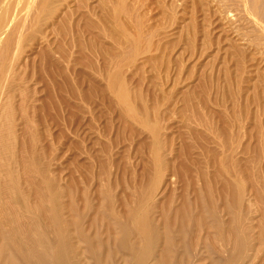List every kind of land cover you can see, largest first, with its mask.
I'll list each match as a JSON object with an SVG mask.
<instances>
[{"label": "bare ground", "instance_id": "bare-ground-1", "mask_svg": "<svg viewBox=\"0 0 264 264\" xmlns=\"http://www.w3.org/2000/svg\"><path fill=\"white\" fill-rule=\"evenodd\" d=\"M89 1L0 0V264H257L264 253V208L260 206L264 203V176L259 167L254 170L259 163L252 168V162L247 157L251 147L244 142L255 138L264 147V124L260 120L261 125L255 115L257 120L254 119V122L258 121L255 122L256 137L246 131L248 128L244 130L245 123L241 121L244 116L240 119L238 113L243 107L239 106L240 98L236 99L239 88L232 99L240 103L234 100L232 109L228 107L229 114H218L217 122L213 119L214 113L212 117L208 116V112L207 115L201 113V105L199 110H190L191 114L186 116L190 134L186 132L192 145L189 143L186 148L183 146L185 149L175 151L174 141L168 135L163 136L166 130L163 129V134L159 125L160 117H163H159L158 105L154 103L155 108L151 107L153 110L150 111L146 100L143 101L141 87L133 90L130 81L128 84L126 78H122L121 65L124 66L128 60L122 62L125 59L120 50H125L124 44L130 45L129 41L141 45L144 40L140 39L142 33L128 39V42H121L120 34L116 35L121 31L117 33L119 29H116L113 20L119 17V10L123 7L121 3L124 2L101 0L98 6H91ZM234 1H237L245 23L253 28L257 37H254L255 42L264 41V0ZM99 11L104 15L98 14ZM51 21L53 27L51 23L48 25ZM47 25L48 29L51 27L50 31L47 33L45 29L46 33H40L37 48L32 45L34 49H31H38L34 58L40 62L43 87L38 96L44 94L43 99L32 101L31 107L24 100L28 94L24 98L20 93L12 92L14 88L12 91L9 89L14 79L11 74L16 71L14 68L23 53L22 44L29 38L34 39ZM113 26H116V32L111 38ZM118 26L121 28V25ZM109 27L112 28L110 38L116 42L112 43L124 47L114 46L113 49L110 45V48L104 46L103 39L106 32L109 34ZM107 34L106 37H109ZM75 47L79 50L76 51L78 59L73 52ZM137 49H134L135 52ZM93 55L103 59L105 66L101 67L99 59H94ZM74 58L77 59L76 64ZM238 61L239 66H243V62ZM77 62L86 70L78 79L74 77ZM18 65L19 68L22 64ZM88 69L102 78L101 81H107L104 88L90 83L91 87L84 89L89 80ZM261 70L264 71L263 68ZM260 84L254 86L264 91V85ZM237 85L240 87L241 83ZM15 86L20 87L19 84ZM235 89H232V95ZM16 96L20 100L22 98L21 103L16 102ZM94 99L101 102L109 113L118 114L119 121L125 123L122 126L132 138L139 134L136 125L141 127L142 131L138 129L141 133L147 135L139 145L144 156L141 169L138 171L133 164L122 165L124 178H117L120 181L116 184L112 177L115 173L113 169L120 164L114 159L113 139H109L113 122L102 126L101 131H94L98 137L93 139V145L88 146L87 138L83 137L85 126L89 130L95 129V123L104 117L101 113L98 118L87 110L89 107L84 108ZM138 99L143 101L140 103L142 110L136 103ZM90 117L91 120L88 119ZM52 127L58 135L52 132ZM119 137L120 134L118 140ZM50 138L54 142L52 145L48 142ZM185 141L182 142L185 144ZM170 146L173 158L165 154ZM60 150H64L61 152L62 159L63 156L68 157L72 162L68 165L89 172L86 174L88 177H94L100 171V177L104 178L100 188L93 183L97 189L93 190L99 191L97 199L92 195V199L89 197L90 188L89 192L87 189L85 192L81 186L83 190L80 192L81 187L76 184L75 174L72 175L74 172L67 168L68 165L67 176L58 170L52 157ZM237 155L243 159H238ZM80 160H84L85 164ZM81 172H77L78 179L83 181L87 176L80 178ZM128 175L131 177L127 178ZM86 181L91 187L89 178ZM78 183L81 184L80 181ZM119 188L123 190L121 196L117 194ZM92 193L95 194L94 191ZM93 199L97 202L93 203ZM251 213H258L256 223H253ZM219 252L222 255H218ZM261 259L264 261V258Z\"/></svg>", "mask_w": 264, "mask_h": 264}, {"label": "rangeland", "instance_id": "rangeland-1", "mask_svg": "<svg viewBox=\"0 0 264 264\" xmlns=\"http://www.w3.org/2000/svg\"><path fill=\"white\" fill-rule=\"evenodd\" d=\"M99 1H101V0H90L89 2H90V4H92L91 6H95V5L98 6ZM121 2H124V3H121V4H123V7L121 8L122 10H119L120 11V13H119L120 18L118 17L119 19L117 18L116 21L113 20L117 27L116 26L112 27L113 28V30H111L112 36L110 33L111 27H109V30L107 29L109 31L108 32L109 34H107V32H106V34H107V36L109 35V37H106V34H105V36H104L105 38L103 39V41H104L103 44H105L104 45L105 47L107 45L108 46L110 45L111 48H113V49H115L116 46H118L117 48H119L121 46L122 47L125 46L126 49L125 48L124 49L126 51L123 50V48L120 50V53L121 52H123V54L127 53L124 55L122 54V57L124 56V59H125L124 61L122 60V62L124 63L128 60L124 64V66L121 65V72L124 75V76L122 75V78L125 77L127 80L126 82L128 84L130 81L129 85L133 86V87L130 86L131 88H133V90L135 87H136L135 89H138L139 86L141 87V89H140V87H139V89L141 92L143 91L141 93L142 96H144L143 101H145V100L148 101V102L145 101V103L147 104V106H149L148 108L150 109V111L153 110V109H151V107L155 108L154 103H155V106L158 105L157 106L159 109V110L157 109L158 114L159 113L161 114V115L159 114V117L162 116L164 119L163 120L160 117L161 121L159 120L160 121L159 125L162 128V132L164 130H166V132L164 131L166 133V135H163V136L165 137L168 135L167 137H169L170 139H172V141H174V147L173 148L175 149V151L182 150L181 148H184L185 145L187 147V145H189V143L192 145V143H191L192 141H189L191 139L189 137V134H190L189 128H187L189 126L187 123L188 117H186V116H189L188 114H191L190 110H193V108L196 110H199L198 108L200 105H201L200 110H202V112L201 111L200 112L204 113V114H206V112H208V116L211 115L212 113H214L213 119L217 122L219 120L218 117L220 116L218 114H221L224 112L229 114L228 111H230L229 109H232L231 107H233L234 100H236V99L239 100V98H240L239 101L241 103L238 102V100H236L237 101L236 103H238V104L240 103L239 106L243 107V109H241V111L238 113L240 115V119L244 116L242 118L243 120H241L242 123L243 122L245 123L244 124V130L246 128H248V129H246V131L248 130L249 132L253 133L254 136L257 135L258 131L254 132V131H256L255 127L257 126V123H255V122L259 121V123H260V120H261V123L264 124V109H262L260 107L264 103V91L261 90L262 88L260 87V86L264 85V82H263L264 81V78H263L264 77L263 76L264 71L261 70L262 68L264 69V48H263L264 45H262V44H264V41L261 40V42H258V40H257L258 43L255 42V40H256L255 38H257V37H255V32L253 33V28H249L251 26L247 25L248 22L245 23L246 22L244 20L245 17L243 18V16H241V15H243V13H241L240 8L237 7V1H234V0H124L123 1V0H121ZM226 4H228V5H226ZM229 5L231 7H229ZM110 8L111 7H109V9ZM101 13H102V15H104L103 12H101ZM101 13L99 11L98 14L101 15ZM113 21H112V24L114 25ZM118 22H121V24L120 23L118 24ZM50 23H51V25H50ZM109 24H111V23H109ZM112 24L110 26H112ZM48 25L52 26L53 25L52 21L49 22ZM48 25H47V27L43 26V28H44L43 31L39 32L38 35L36 34L37 36L35 35L34 39L29 38L28 41L25 42L28 44V42L30 40L28 45L25 43L22 44L21 49L23 50V53L21 55V58H22L23 62L21 61V58H20L19 63H17L19 65L22 64L21 66L18 65L19 68L20 67L21 68L19 69L17 67V64H16V66H15L16 68H14V70H16V71L18 70L17 72H19V73H16V71H15L11 74V76H13L15 80L12 78L13 82L11 81L9 89H11V91H12L14 88V90L12 92H15L17 94L20 93L21 97H24V98L27 97L26 94H28V98H26V99L23 98V99L26 101L25 103H27L29 106L31 105V107L33 106L32 101L37 102L38 100L44 98V97L41 98L42 96H44V94H42V95L40 94L41 92L39 93V95H41V96H38V92L40 91V88L43 90V87H41L42 83L40 82V73H41L39 70L40 69V62H39L38 58L36 60L34 58V57H36L35 53L38 51V49L35 51L31 50V49H34V47L37 48L36 44L38 43L39 37L41 35L40 33H43V32L48 33V31H50L51 27H50V29H48L49 28ZM118 25H121V28ZM122 25H124V26H122ZM115 27H116V29L117 28L119 29V30L117 29L118 30L117 33L119 31H121L123 33L122 36H120L121 32H119L118 34L115 33L117 35V37L119 34H120L119 35L120 38L124 37L123 39L122 38L120 39V41L122 40L121 42L124 41V43H125L128 39L131 40L136 35L138 36L141 33H142V35L141 36L139 35L140 39H144V40L141 41V45H139L140 43H137L135 41H129L130 45L127 43V44H124V46L121 44L119 45V43H117L118 45L113 44L112 42H114V40L112 39L113 40L112 41L111 38L115 36L113 34L114 32H116V31H114ZM45 29H47V31ZM250 30H251V32H250ZM125 33L127 35H125ZM131 33L134 34V36ZM250 33H251V35H249ZM110 36H111V38H110ZM247 37H249V38H247ZM125 38H126V40H125ZM250 38H253V40L255 39L254 42ZM105 40H108V41H105ZM250 40H251V42H250ZM33 42L35 43V45ZM114 43H116V42H114ZM250 43H252V44H250ZM260 44L262 47L260 46ZM253 45H256V46H253ZM110 46L107 48H110ZM114 46H115V48H114ZM25 47H27L28 51L26 50ZM129 47H131V48H129ZM137 47H138V49H137ZM128 48H129V50H128ZM133 48L137 49V51L135 52V50ZM142 48H144V49H142ZM131 49L133 50L134 54H132L133 52L131 51ZM146 49H147V51H144ZM239 49L241 51H239ZM77 50L78 49L75 47L73 52H76ZM138 50H139L140 55L138 53ZM128 51H130L131 53ZM140 51L141 52L143 51L142 53H144V54L142 55ZM77 52H79V50ZM77 52L75 53V55H76V58L78 59L79 53H77ZM24 55H26V56H24ZM131 55L133 57H131ZM24 58L27 61H25ZM30 58H31V60H30ZM76 58H74L75 64L77 61ZM93 58L94 59L96 58L97 60L99 59L98 62L100 63L101 67L104 65V62H103L104 60L101 59L100 57L93 55ZM97 60H95V61L97 62ZM238 60H241V62H243L241 64L243 66H239L240 61H238ZM20 61H21V63H20ZM35 61H36V63H35ZM26 64H27V66H26ZM239 67H241V68H239ZM74 68H76V70L74 69L76 72V73L74 72L75 73L74 77L76 79L81 78L80 77L81 74H85L86 70H83V67L81 65H79L78 62H77V65L74 66ZM242 68H243V70H242ZM225 70L228 72H226ZM241 70L243 72H241ZM87 72H90L89 74H91V75L88 74V79H89L88 84L84 87V89L88 90L91 87V85L89 86L90 83L91 84L96 83L99 87H101V89L105 87V85L107 84L106 80L101 81L102 78L101 79L98 78L94 74V72L91 71V69H88ZM245 73H248V75ZM260 73H262V74L260 75ZM15 76L16 77L18 76V78L16 79ZM237 76H239V79L238 78L236 79ZM241 77H242V79H241ZM228 78H229V80H231L230 81L231 86L232 85L236 86L237 84H239V82L241 83V86L239 87L237 85L238 88H237V86L234 88H232L233 87L232 86L230 88L229 80H227ZM243 78H244V80H243ZM259 79L262 80V82L260 80L261 84L259 83L260 86H258L261 89L260 88L256 89V86L259 85L258 84ZM20 80H21V82H20ZM238 80H240V81L237 82ZM242 80H243V83L241 82ZM16 81H17V83H16ZM20 83H22V84H20ZM18 84L20 87L15 86V85L18 86ZM254 85H256V86H254ZM241 87H242V89H241ZM262 87L264 89V86H262ZM22 88L26 89L25 92H23L24 89L22 91ZM239 88H240L239 91L241 94L238 92ZM253 88H255L254 89L255 95H254ZM18 89H19V92H18ZM226 89H228V90H226ZM232 89H235V91L233 90L234 95H232L233 94ZM259 89H260V91H259ZM243 90L245 92H243ZM246 90H248V91H246ZM237 92H238L239 96L236 97V99H232V98H234V96H236ZM23 93L26 96H23L24 95ZM143 93H144V95H143ZM244 95L245 96L248 95V96L245 97ZM31 96H33V97L35 96V97L31 99L30 98ZM108 97H110V96L108 95ZM255 97L256 98L258 97L259 99L260 98L261 99L257 100ZM18 98L19 97L15 98V99H16V102L19 104V103H21L22 98H21V100ZM245 98L248 99V101L245 100ZM28 99H31V100H28ZM18 100H20V101L18 102ZM143 101L141 102V99H140V101L138 99L136 101V103L140 104V103H143ZM152 101H153V103H152ZM246 101L249 104H247ZM260 101L263 102V103L261 102V105H260ZM100 103L101 102L96 101L94 99V101H92L90 103H86L87 105H84V106H86L84 108L89 107L87 110L91 111V113L93 115H95L99 118V116L102 113L104 115V117H103V119H98L100 121L95 123L96 127H97V128H95L96 130L92 128V129H90L91 130L90 131L89 128H87V126H85L86 128L84 127L85 129L83 128L82 132H84V134L86 132L87 135L85 134V135H83V137L85 139L87 138L86 144L89 146V144H92L94 142L93 139L96 140L98 137L97 134L95 135L94 131H96V132L101 131L102 126H105V124H107L110 121L113 122L114 128L111 132L112 134H110V135L108 134L110 136V137L109 136L108 137H109V139H113L111 141H112V144L114 143L113 145L115 146L114 147L112 145V150L113 149L115 150L114 151V159L120 164V167H117V169L116 168L113 169V172H115V173H113L112 177H113L114 182L116 184V182L118 183L120 181L119 179L122 180L124 178V174H123L124 172L122 170V165L124 167L127 164H133V166L137 167V168H135V167L134 168L137 169L138 171L141 169L142 163L144 160L143 159L144 156L140 152V148H139L140 146L139 145L143 140H145L147 138L146 137L147 135H146V133H144L145 135L143 133H141L138 130L141 127L139 125H136V127L137 126L139 127V128L137 127V129H136L139 132V134L136 137L132 138L130 136L129 132L126 131L123 127L125 123L124 122L121 123L119 121L118 114L115 112L109 113L107 111L106 107L102 106ZM148 103L150 105H148ZM189 103L191 106L189 105ZM244 103H246V104H244ZM202 104L205 105L204 108H203ZM245 105L247 107H245ZM256 105H258V106H256ZM138 106L140 107L142 105L140 104ZM186 106H187L188 110L185 109ZM189 107H191V108H189ZM228 107H229V109H228ZM244 107H245V109L247 108L246 111H244L245 110ZM140 109H141V107H140ZM188 111H189V113H188ZM203 111H205V112H203ZM182 115L183 116L185 115V116L183 117ZM212 115H211V117H212ZM245 115H246V117H245ZM255 115H256V118L259 117L258 121H256L257 119L255 118ZM87 117H89V115H87ZM88 119L91 120V117ZM254 119H256L255 122H254ZM162 123L167 128L165 126H163ZM253 123H255V124H253ZM262 127L264 128V126H262ZM259 128L257 130H259ZM86 129L89 130L90 132L84 131ZM51 130L55 135H58V131L54 130L53 127L51 128ZM140 130L142 131V129H140ZM186 131L187 132L189 131L188 132L189 134ZM164 132H163V134H164ZM90 133L92 134V136ZM118 133L120 134L119 140H118V135H119ZM263 133H264V131H263ZM187 134H188V136H187ZM185 135L187 136V138H185L186 137ZM95 136H96V138H95ZM181 136H183L184 139H188V140L185 141L184 139H182ZM108 137L106 136V138H108ZM50 139L51 140L48 141L49 145L54 144V142L52 143L53 139L52 138H50ZM182 141H185V144ZM246 141L244 143H248L251 147V152H250L251 156L249 155L247 157L250 158V160L252 162V166H253L252 168H254V166L257 163H259L256 165L254 170L256 171L257 167H259L258 168L259 170H261V169L263 170V176H264V147H261L259 145V143L255 140V138L253 140L252 139H248V140L246 139ZM186 142L188 144H186ZM260 148H261V150H260ZM262 149H263V151H262ZM170 150H171V146L167 147L165 154H167L168 158H173V156L170 155L171 154ZM62 151H64V150L54 152L53 157H52L54 159L52 162L54 164L55 163L57 164L55 166L58 168V170L61 173L64 172V175H66V174L68 175L66 170H67V168H70L71 172H74L72 175L75 174V176H76V177L75 176L73 177V178H75V181L77 182L76 184L79 185L78 186L79 188L82 186L84 189L83 190L81 187V189H79V190H81L80 192H82V190L85 192H87V191L89 192V190L92 189L91 191L92 192L94 191V193L97 195H95V194L93 195V193L90 192L89 197L91 198V195H92L94 199L95 198L97 199L99 191H95L93 189H96V185H98L97 187L100 188L99 184H101V181L104 179L103 177H100V171L97 170L98 172L96 171L97 173H95L96 175H94V177L91 175L88 177V175H86V174H88L89 172H86L83 170H78V169L72 168L73 166L68 165L69 163L71 164L72 162L69 160L68 157H65V158H68V159H65L63 156V159H62V154H61ZM195 151H197V149H195ZM196 153H198V151ZM74 154L76 155V152H74ZM237 156L239 157L238 159H240V158L243 159V157H241L239 155H237ZM68 161H70V162H68ZM80 161H81V163L85 164L84 160H80ZM59 162L62 163V167L66 165L64 167L65 168L64 170H62L63 168L60 166L61 164ZM76 163L77 162H75V165H77ZM67 165H68V167H67ZM80 171L85 173V175L83 174L84 175L83 176L82 172H81L80 178L81 177L84 178L87 176V178H85L83 181L78 179L79 173H77V172H80ZM114 174H117V175H114ZM97 176H98L99 181L97 180ZM130 177H131L130 175L127 176V178H130ZM76 178H77V180H79L81 182V184L78 183L79 181H77ZM88 178H89V182L91 181L90 182L92 184L91 187L87 186V185H89V184H87L88 182L86 181ZM117 178H119V179H117ZM113 179H111L112 182H113ZM263 179H264V177H263ZM84 182H85V185L83 186ZM93 183H95L96 185L93 186ZM262 185L263 184L261 183V188H263ZM85 186H87V187H85ZM85 189H87V191ZM122 193H123L122 188L121 189L119 188L117 190V194L119 196H121ZM81 195L82 194H80V196ZM250 198H252V196ZM94 199L92 200V202L96 203L97 201ZM247 204H248V202H247ZM260 206L262 208H264V203L263 204L261 203ZM254 208H253V210L252 209H249V210L254 211ZM249 210H247V211H249ZM248 215H250V213ZM251 218H253V220H254L253 223H256L258 218H259L258 213H253V214L251 213ZM249 254H253V252L249 251ZM218 255H222V253L219 252ZM261 258H264V253L261 254L260 257L258 258L257 264L264 262L263 259H261Z\"/></svg>", "mask_w": 264, "mask_h": 264}]
</instances>
